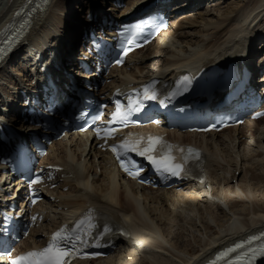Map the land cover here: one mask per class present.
I'll return each instance as SVG.
<instances>
[{
	"label": "bare ground",
	"instance_id": "obj_1",
	"mask_svg": "<svg viewBox=\"0 0 264 264\" xmlns=\"http://www.w3.org/2000/svg\"><path fill=\"white\" fill-rule=\"evenodd\" d=\"M30 1L0 0V31L8 27L9 19L18 18L22 25L24 19H20L19 10ZM106 1L110 0H52L35 21L31 34L35 39L45 35L52 47L57 42L59 46L64 43L66 50L76 48L90 5L99 2L108 7ZM152 1L129 0L122 14L137 11ZM220 2L228 0H213L212 4ZM180 15L176 30L167 38L166 50L161 51L162 65L168 71L187 65L199 70L202 62L209 65L228 60L236 57L251 37H264V0H239L213 14L195 7L177 14ZM15 59L14 56L0 70V110L8 108L2 97L7 91L2 82L10 81V69L18 70L20 76L24 74L19 71L21 67H15ZM260 122L248 124L246 134L241 129L209 136L176 133L177 139L193 141L211 154L206 181L188 183L190 192L158 194L157 190L133 181L129 175L115 170L113 160L94 142L89 145L86 136L75 135L55 142L49 162L66 164L76 174L74 193L66 195L65 206L80 208L91 200L118 217L123 216L132 229L131 237L118 238L126 248L123 257L112 255L109 261L85 264H205L235 241L263 233L264 124Z\"/></svg>",
	"mask_w": 264,
	"mask_h": 264
},
{
	"label": "snow or ice",
	"instance_id": "obj_2",
	"mask_svg": "<svg viewBox=\"0 0 264 264\" xmlns=\"http://www.w3.org/2000/svg\"><path fill=\"white\" fill-rule=\"evenodd\" d=\"M11 43V41L8 42L9 47ZM4 53L5 48H0V59L3 58ZM125 55H127V52H125ZM117 63H122V61L118 60ZM187 90V86L185 85L184 91ZM143 91L146 99L157 98V93L150 86H145ZM170 95L174 97L177 95V92L174 91ZM134 110H139L138 105ZM257 115L262 114L258 113ZM129 116L130 111H124L120 102L117 101L116 111L112 115L111 122L127 124ZM100 118L101 116H97L94 119ZM97 131L98 133L100 132L99 129ZM114 131L105 129L104 135L111 136ZM112 151L116 154V158L125 172L133 177L138 176L141 169H139L135 161L126 159L130 152L146 157L156 167L157 171L169 172L173 176H179L186 172L188 162L193 158L198 159L199 157V151L191 146L182 147L173 145L164 140L163 137L152 134L130 135L121 141V143L112 145ZM39 182V177L32 181L33 184ZM32 219L34 221L36 217ZM97 227L94 210H91L79 218L74 226L64 225L54 232L46 247L27 251L16 257H12L11 253L8 252V259H10L11 264H72V261L77 256L87 255L83 250L93 246L90 241L94 242V246L100 247V241L112 231L106 224L103 226L102 231L96 232ZM251 239L257 240L260 237L253 236ZM236 247L239 248L242 245H237ZM235 250V248L228 249L222 256H227L228 253ZM249 251L252 253L253 258L256 255L264 256V245H261L258 249H250ZM244 255L247 256L248 253ZM212 264H215V261ZM229 264H233V262L229 261ZM249 264H251L250 261Z\"/></svg>",
	"mask_w": 264,
	"mask_h": 264
},
{
	"label": "rangeland",
	"instance_id": "obj_3",
	"mask_svg": "<svg viewBox=\"0 0 264 264\" xmlns=\"http://www.w3.org/2000/svg\"><path fill=\"white\" fill-rule=\"evenodd\" d=\"M239 0H228V2L227 3H222V2H220L219 4H215L214 6H213V4L209 7V9H205L206 11H211V13L213 14V13H219V12H221V11H224V9L227 7V6H229V5H231V4H236L237 2H238ZM86 10H87V8L86 7H84L83 8V12H84V14H85V12H86ZM213 11V12H212ZM193 33H195V31H193ZM184 41V40H183ZM185 42H188V41H185ZM262 125V124H261ZM264 127V126H263ZM256 135H257V133H256ZM259 135V134H258ZM243 175V173H241V175H240V177ZM240 177H239V179H240ZM237 180H238V178H237ZM235 183H236V180H235ZM226 210H228L227 208H226ZM175 229L178 231V232H181L180 231V229L178 228V227H175ZM188 234L185 232L184 233V236L186 237V238H188V236H187ZM185 238V239H186ZM175 241H178L177 239H175ZM125 250H126V248H125Z\"/></svg>",
	"mask_w": 264,
	"mask_h": 264
},
{
	"label": "water",
	"instance_id": "obj_4",
	"mask_svg": "<svg viewBox=\"0 0 264 264\" xmlns=\"http://www.w3.org/2000/svg\"><path fill=\"white\" fill-rule=\"evenodd\" d=\"M93 2H95V0H93ZM32 29H33V27H32Z\"/></svg>",
	"mask_w": 264,
	"mask_h": 264
}]
</instances>
